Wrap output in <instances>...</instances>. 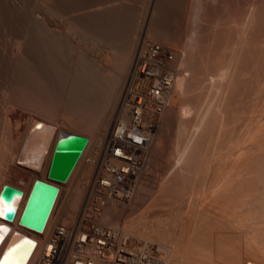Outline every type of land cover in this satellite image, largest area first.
Returning a JSON list of instances; mask_svg holds the SVG:
<instances>
[{
	"label": "bare ground",
	"instance_id": "1",
	"mask_svg": "<svg viewBox=\"0 0 264 264\" xmlns=\"http://www.w3.org/2000/svg\"><path fill=\"white\" fill-rule=\"evenodd\" d=\"M73 78L97 83L100 118L48 101L46 88L39 97L47 80ZM158 80L168 88L156 120L143 119L147 161L129 202L106 200L101 222L135 245L172 243L176 264H264V0H0V188L21 189L0 195V228H19L34 178L55 182L58 198L68 186L72 219L104 138L128 120L127 94ZM70 132L87 141L56 181L52 150ZM39 241L12 231L0 264H30Z\"/></svg>",
	"mask_w": 264,
	"mask_h": 264
},
{
	"label": "built area",
	"instance_id": "2",
	"mask_svg": "<svg viewBox=\"0 0 264 264\" xmlns=\"http://www.w3.org/2000/svg\"><path fill=\"white\" fill-rule=\"evenodd\" d=\"M167 88V81L158 80L151 82L145 93L129 92L125 100L128 120L116 119L104 138L97 169L90 175L78 213L70 220L63 218L57 192L38 232L47 228L45 239L30 264H163L162 246L131 243L127 234L101 222V210L106 200L124 202L132 196L151 140V130L143 119L148 118L149 110L156 115L155 105L162 102Z\"/></svg>",
	"mask_w": 264,
	"mask_h": 264
},
{
	"label": "water",
	"instance_id": "3",
	"mask_svg": "<svg viewBox=\"0 0 264 264\" xmlns=\"http://www.w3.org/2000/svg\"><path fill=\"white\" fill-rule=\"evenodd\" d=\"M87 137L80 133H63L55 140L49 161L47 176L64 181L82 151ZM59 190L55 182L34 178L17 218V223L27 229L40 232L47 220L50 209ZM21 189L8 183L2 184L0 195L11 198L20 195ZM14 208L6 219H11Z\"/></svg>",
	"mask_w": 264,
	"mask_h": 264
},
{
	"label": "rangeland",
	"instance_id": "4",
	"mask_svg": "<svg viewBox=\"0 0 264 264\" xmlns=\"http://www.w3.org/2000/svg\"><path fill=\"white\" fill-rule=\"evenodd\" d=\"M74 79V78H73ZM73 79H71V80H65V82H64V79H62V80H47V82H44V89H43V91L41 90V91H39L40 92V94H39V97H40V95L42 94V95H45V93H46V91H45V93H44V90H45V88H46V90H47V92L48 93H46L47 95H45V98H47V100L48 101H52V102H54V103H63V105H65V106H67L68 108H69V111L71 112V113H73V114H77V112H78V114H80L81 113V115H84V116H89V117H91V118H95V119H97V118H100L101 117V106H102V93L100 92V89L98 88V86H97V83L95 82V81H93V80H89V79H84V78H81V79H79L80 81H78V80H76V78L73 80ZM76 80V81H75ZM83 80V81H82ZM54 81V82H53ZM60 81H61V85L60 86H63V87H60L59 86V84H60ZM72 81H73V83L75 84H73L72 83ZM42 82V81H41ZM40 82V83H41ZM50 82V83H49ZM52 82V83H51ZM57 82H59V84H56ZM76 82V83H75ZM96 84H95V83ZM55 84V87H57L56 85H58L59 87L57 88V89H55L54 88V85ZM49 85V86H48ZM49 87V88H48ZM51 88H53V89H51ZM62 88V89H61ZM49 89V90H48ZM51 89V90H50ZM52 91V92H51ZM58 91H61V92H58ZM99 91V92H98ZM42 92V93H41ZM57 92V93H56ZM87 93V94H86ZM96 93H97V95H96ZM52 94H54V95H52ZM57 94V95H56ZM63 94V95H62ZM68 94H70V95H68ZM93 94V95H92ZM67 95V96H66ZM130 93H128L127 94V96H126V99H128L129 97H130ZM49 96V97H48ZM52 96V97H51ZM91 96V97H90ZM96 96V97H95ZM41 97H43V96H41ZM51 97V98H50ZM68 98V99H67ZM53 99V100H52ZM75 99V100H74ZM89 99V100H88ZM97 101H96V100ZM100 100V101H99ZM96 101V102H95ZM99 103V105H98V103ZM77 104L79 105V106H77ZM101 104V105H100ZM70 105H72V106H70ZM78 108H77V107ZM76 109H75V108ZM73 111V112H72ZM99 113V114H98ZM99 116V117H98ZM148 117L149 118H151L150 120H152V121H154V120H156V116L154 115V117H153V114L152 115H148ZM153 118V119H152ZM153 130H154V125H153ZM76 133H80V132H76ZM80 134H83V135H85V136H87L88 137V134H86L85 132H81ZM210 143V142H209ZM95 143H93V145H92V148H91V151L89 152V153H85L84 154V156H83V158L84 159H86L88 156H90L93 152H94V150H95ZM209 146H210V144H209ZM86 154H89V155H86ZM86 157V158H85ZM83 159V160H84ZM98 161H99V158H98V160H97V163H96V167H95V169H94V171H96V169H97V166H98ZM147 161V160H146ZM93 171V172H94ZM76 176V175H75ZM73 177V180H74V178L76 179V177ZM49 180V179H48ZM50 181V180H49ZM52 182V181H51ZM11 185V184H10ZM14 186V185H13ZM63 188H62V191L64 192L63 193V196H61L60 198V200H61V202H62V212H63V214L64 215H67L68 213H69V211L70 210H72V205H71V197H72V195H71V192H70V189H68V186H66L65 184H63V185H61ZM81 192H82V190H81ZM80 192V193H81ZM84 192H85V190H83V193H81L82 195H84ZM79 192H78V194L79 195H81ZM76 194V195H75ZM76 192L75 193H73V195H75V196H79ZM187 194V193H186ZM189 194H191L190 192H189ZM71 195V196H70ZM81 195V196H82ZM80 196V197H81ZM191 196V197H190ZM70 199V202H69V199ZM84 197V196H83ZM187 198V200L186 201H184V203L182 202L181 203V206H184V205H187V204H189V205H191V200H192V194L191 195H189V197H188V194H187V196H186ZM190 199V202L188 201ZM68 200V201H67ZM81 200V199H80ZM126 201V202H125ZM187 201H188V203H187ZM124 202L125 203H128L129 201H127V200H124ZM133 202V201H132ZM115 203H117V202H115ZM187 203V204H186ZM176 204V203H175ZM70 208H69V207ZM176 206H178V205H176ZM174 208H179V207H175V205H174V207H173V209ZM172 209V212H173V218L174 219H176V217H174V215H175V213L174 212H177V210L176 209H174L173 210ZM176 216V215H175ZM171 217V221L172 222H174L173 221V218ZM2 220V221H1ZM4 221V219L3 218H0V222H3ZM171 222V223H172ZM175 222H176V220H175ZM174 222V223H175ZM174 225H176V223L174 224ZM173 225V226H174ZM2 228H0L1 230H0V252L3 250V248H4V246H5V244H6V242H7V240H8V238H9V235H11V232L12 231H14V230H20V231H22V232H24L25 234H27V235H31V236H35V239H36V242H37V240L40 242V243H42L43 241H44V239H45V237H42V236H39V235H35L34 233H32L31 231H28V230H25V228L24 227H21L20 225H18V229L16 228V229H13V230H11L10 232L8 231V230H6V228H4L3 226H1ZM112 227V226H111ZM176 227V226H175ZM3 228L5 229V230H3ZM3 230V231H2ZM4 231H5V233H4ZM29 232H30V234H29ZM117 232H119V231H117ZM32 233V234H31ZM7 234V236H6V238H3V236L4 235H6ZM128 236V235H127ZM4 239V240H3ZM128 239H129V241H131V243H133L134 242V240H133V238H132V236H128ZM132 239V240H131ZM42 240V241H41ZM133 241V242H132ZM155 243H156V241L155 240H153ZM165 242V241H164ZM165 243H168L167 241L165 242ZM156 244H159V243H156ZM172 243H170L169 242V246L168 247H166V248H164L161 244H159L160 246H162L163 247V250L165 251V256H166V258H167V260H166V264H170L171 262H175L174 260H172V258L173 257H171L170 255H171V250H172V248H171V245ZM39 246H40V244H39ZM170 248V249H169ZM166 249H168V251L166 250ZM170 250V251H169ZM170 255H169V254ZM166 254H168L169 255V257L166 255ZM170 260H169V259ZM167 261H171V262H168L167 263ZM177 263V261L175 262V264Z\"/></svg>",
	"mask_w": 264,
	"mask_h": 264
},
{
	"label": "snow or ice",
	"instance_id": "5",
	"mask_svg": "<svg viewBox=\"0 0 264 264\" xmlns=\"http://www.w3.org/2000/svg\"><path fill=\"white\" fill-rule=\"evenodd\" d=\"M10 251H13V250L10 249ZM4 264H7V257L5 258Z\"/></svg>",
	"mask_w": 264,
	"mask_h": 264
}]
</instances>
